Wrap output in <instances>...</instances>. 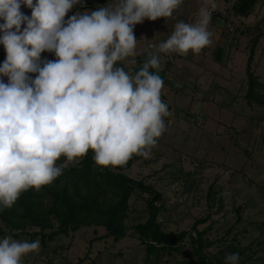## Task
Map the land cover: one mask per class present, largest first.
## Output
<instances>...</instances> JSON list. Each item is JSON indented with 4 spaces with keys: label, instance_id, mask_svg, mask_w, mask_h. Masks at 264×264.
<instances>
[{
    "label": "clouds",
    "instance_id": "clouds-1",
    "mask_svg": "<svg viewBox=\"0 0 264 264\" xmlns=\"http://www.w3.org/2000/svg\"><path fill=\"white\" fill-rule=\"evenodd\" d=\"M81 0H0V211L40 191L91 150L101 170L133 156L150 158L172 115L162 99L160 54H199L212 43L216 0H202L192 23L177 21L171 35L148 44L137 71L117 66L137 52L136 24L172 17L183 0H114L65 19ZM22 5L31 15L21 11ZM56 59L41 60L43 52ZM154 70V71H153ZM29 73L36 75L30 76ZM3 77H7V82ZM66 158L61 166L57 161ZM0 237V264H23L40 239ZM228 253L225 264H239Z\"/></svg>",
    "mask_w": 264,
    "mask_h": 264
},
{
    "label": "rangeland",
    "instance_id": "rangeland-1",
    "mask_svg": "<svg viewBox=\"0 0 264 264\" xmlns=\"http://www.w3.org/2000/svg\"><path fill=\"white\" fill-rule=\"evenodd\" d=\"M235 1L216 0L217 13L212 14L209 25L214 33L212 43L199 54H160L162 99L172 115L165 118L167 129L157 139L150 158L138 157L125 172L162 194L166 229L189 230L198 218L208 217L199 228L215 224L209 233L216 241L208 249L210 255L224 257L226 245L235 241L244 248L242 258L251 257L246 264H264V106L249 103L245 97L250 45L259 32L253 68L264 81V0H258L249 16L233 13ZM112 2L91 0L97 8ZM201 3L183 0L172 17L146 18L136 24L137 52L143 55L122 61L123 67L139 70L137 57L147 56L146 46L166 40L177 21L194 22ZM21 8L31 15L30 8ZM89 10L95 9L81 8L79 3L65 19ZM0 53H6L2 44ZM45 59L56 57L45 51L41 60ZM65 164L66 159L58 163ZM147 196L135 191L124 239L114 241L103 227H83L58 236L46 247L41 245L38 252L23 258V264H144L145 245L135 225L149 216ZM31 239L27 235L21 240ZM190 252L189 244L175 255L162 254L161 264H199Z\"/></svg>",
    "mask_w": 264,
    "mask_h": 264
},
{
    "label": "trees",
    "instance_id": "trees-1",
    "mask_svg": "<svg viewBox=\"0 0 264 264\" xmlns=\"http://www.w3.org/2000/svg\"><path fill=\"white\" fill-rule=\"evenodd\" d=\"M81 2H87L90 8H97L91 0ZM257 3L258 0H236L232 6L233 13L249 16ZM23 7L28 9L25 5ZM262 22L264 24V19ZM261 33L252 39L250 45L245 97L249 103L264 106V81L259 79L253 68ZM137 58L142 66L146 56ZM5 59L6 53H0L1 65ZM117 66L123 67V63L118 62ZM3 79L7 82V77ZM92 155L90 150L79 164L66 166L63 175L51 185L40 191L31 189L24 192L13 208L0 211V236L6 234L5 229H10L14 238L22 239L28 235L32 237L30 241H34L39 237L41 245L46 247L60 235L68 236L83 227H103L108 237L119 241L128 235L127 219L132 207L131 200L135 191L140 190L148 195L146 207L149 213L145 222L135 225V231L145 245L144 264H161L162 254L175 255L189 244L190 255L197 258L199 264H225L226 255L216 259L208 251L216 243L209 238L214 222H210L204 229L199 228L200 224L208 221V217L198 218L189 230H168L164 227L163 215L166 210L161 203L162 194L152 185L136 180L125 172L139 156H133L123 167L101 170L95 165ZM64 159L61 157L57 164ZM30 229L33 231L30 232ZM226 248L228 253H239V264H246L251 258H242L245 251L238 242L231 241Z\"/></svg>",
    "mask_w": 264,
    "mask_h": 264
},
{
    "label": "built area",
    "instance_id": "built-area-1",
    "mask_svg": "<svg viewBox=\"0 0 264 264\" xmlns=\"http://www.w3.org/2000/svg\"><path fill=\"white\" fill-rule=\"evenodd\" d=\"M80 6H81L82 8H88V7H90L89 4L86 3V2H81V3H80ZM214 13H217V11L213 12V14H214Z\"/></svg>",
    "mask_w": 264,
    "mask_h": 264
}]
</instances>
